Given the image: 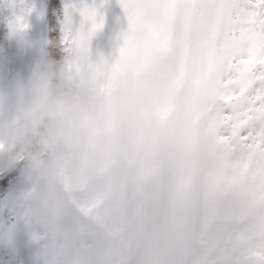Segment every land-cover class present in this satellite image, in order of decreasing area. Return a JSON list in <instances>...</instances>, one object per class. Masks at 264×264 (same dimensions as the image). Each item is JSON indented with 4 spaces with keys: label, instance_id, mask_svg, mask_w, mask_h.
Returning a JSON list of instances; mask_svg holds the SVG:
<instances>
[{
    "label": "rangeland",
    "instance_id": "1",
    "mask_svg": "<svg viewBox=\"0 0 264 264\" xmlns=\"http://www.w3.org/2000/svg\"><path fill=\"white\" fill-rule=\"evenodd\" d=\"M11 2L0 0V111L14 103L45 57L63 63L70 46L87 37L93 55L115 62L131 29L122 0H42L43 26L34 0H17L14 7ZM24 167L23 160L12 165L0 158V189L9 181L10 192L0 201V264H44L37 253L45 250L51 252L50 264H246L253 259L244 252L245 203L235 189L210 178V155L203 147L196 163L173 147L141 151L117 164L94 198L78 199L61 187L51 229L41 220L47 184L29 181Z\"/></svg>",
    "mask_w": 264,
    "mask_h": 264
},
{
    "label": "clouds",
    "instance_id": "2",
    "mask_svg": "<svg viewBox=\"0 0 264 264\" xmlns=\"http://www.w3.org/2000/svg\"><path fill=\"white\" fill-rule=\"evenodd\" d=\"M188 126L183 102L151 66L93 55L81 37L63 63L45 57L0 111V158L25 161L27 179L47 184L41 220L51 229L61 187L78 199L94 198L117 164L145 150L173 147L196 163L201 146ZM37 259L50 264L51 252Z\"/></svg>",
    "mask_w": 264,
    "mask_h": 264
},
{
    "label": "snow or ice",
    "instance_id": "3",
    "mask_svg": "<svg viewBox=\"0 0 264 264\" xmlns=\"http://www.w3.org/2000/svg\"><path fill=\"white\" fill-rule=\"evenodd\" d=\"M120 57L151 66L187 109L210 178L248 211L246 264H264V0H122ZM94 16V13H89Z\"/></svg>",
    "mask_w": 264,
    "mask_h": 264
},
{
    "label": "water",
    "instance_id": "4",
    "mask_svg": "<svg viewBox=\"0 0 264 264\" xmlns=\"http://www.w3.org/2000/svg\"><path fill=\"white\" fill-rule=\"evenodd\" d=\"M17 0H12V7L15 6ZM35 16L39 26L45 25L47 20V8L42 0H34ZM23 33V32H22Z\"/></svg>",
    "mask_w": 264,
    "mask_h": 264
},
{
    "label": "flooded vegetation",
    "instance_id": "5",
    "mask_svg": "<svg viewBox=\"0 0 264 264\" xmlns=\"http://www.w3.org/2000/svg\"><path fill=\"white\" fill-rule=\"evenodd\" d=\"M192 168L194 169V165L192 166ZM130 195L134 196V193H130ZM139 203H138V206H139V210L140 212H144L145 211V207H144V201L142 199H138ZM133 204V203H132ZM162 205V201L160 203H158L156 205L157 208H159L160 206ZM134 211V209H130V212ZM215 222V221H214ZM125 255L126 257H128V255H131V251H128V249L126 248V252H125Z\"/></svg>",
    "mask_w": 264,
    "mask_h": 264
},
{
    "label": "trees",
    "instance_id": "6",
    "mask_svg": "<svg viewBox=\"0 0 264 264\" xmlns=\"http://www.w3.org/2000/svg\"><path fill=\"white\" fill-rule=\"evenodd\" d=\"M49 6H52L53 3L47 2ZM9 182V181H8ZM8 182H6L3 187L0 189V201L3 200L10 192H7ZM6 216V215H5Z\"/></svg>",
    "mask_w": 264,
    "mask_h": 264
}]
</instances>
